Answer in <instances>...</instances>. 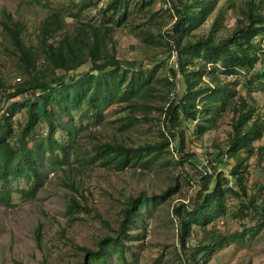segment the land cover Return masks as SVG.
Segmentation results:
<instances>
[{
  "label": "trees",
  "instance_id": "1",
  "mask_svg": "<svg viewBox=\"0 0 264 264\" xmlns=\"http://www.w3.org/2000/svg\"><path fill=\"white\" fill-rule=\"evenodd\" d=\"M69 1L74 9L49 7L48 0L26 1L47 10L34 43L24 41L22 20L7 10L0 13L1 34L16 62L15 81L0 78V181L23 179L29 188L21 193L34 198L43 185V167L121 171L145 168L170 154L179 166L187 162L199 172L194 195L172 209L178 251L188 264L205 263L227 242V236L207 227L224 216L229 195L240 200L239 212L259 217L239 235L254 236L264 227V112L252 95L257 87L264 91V8L259 1L162 0L156 10L153 0H104L105 23L81 20L78 3L83 0ZM229 11L234 14L231 27L225 23ZM123 29L139 40L135 57L119 52L116 33ZM113 107L120 115L110 122L118 124L120 135L155 124L159 139L133 145L104 139L97 128L109 124L106 111ZM228 116L226 138L210 153L187 148L188 140L217 130ZM68 188L66 212L74 215L82 210L78 198L83 193L73 181ZM178 191L175 177L159 194L127 196L112 235L98 238L94 249L78 247L81 264H106L112 252L120 264H129L126 245L138 239L132 231L142 212ZM195 227L202 237L188 245Z\"/></svg>",
  "mask_w": 264,
  "mask_h": 264
},
{
  "label": "rangeland",
  "instance_id": "2",
  "mask_svg": "<svg viewBox=\"0 0 264 264\" xmlns=\"http://www.w3.org/2000/svg\"><path fill=\"white\" fill-rule=\"evenodd\" d=\"M26 1L0 0V13L7 10L25 23L23 39L28 44L34 43L36 27L47 10L35 5L27 6ZM258 1L264 8V0ZM103 2L104 0L99 3L97 0H83L78 3L81 9L78 17L83 21L107 22L108 17L100 12ZM223 2L225 0H221L220 4H224ZM162 3V0H153V8L157 10ZM47 5L75 8L69 0H48ZM233 15L231 11L226 14L225 23L229 27L233 26ZM68 20L74 21L70 18ZM116 40L122 55H137L134 48L139 47V40L129 30H119ZM171 60L173 62L174 57ZM15 68L11 47L0 30V78L6 83H13L16 79ZM252 95L258 108L264 112V91L257 87ZM119 115L118 107L106 111L105 121L109 124L97 128L104 139L117 138L131 145L159 139L155 124H140L120 135L117 131L118 124L110 122ZM18 117L20 115L16 116ZM79 120L83 124H94L93 119L76 118L77 122ZM229 129L228 116L217 130L210 131L201 138H193V142L188 140L187 148L193 146L197 152L210 153L214 143L224 141ZM60 134L58 131L57 136ZM170 149L172 150L171 147ZM175 158L164 154L158 160L147 163L145 168L129 167L121 171L94 166L75 172H52L43 167L40 175L43 185L34 198H27L21 193L29 188L23 179L0 181V264H81L82 254L78 247L94 249L98 238L112 235L127 196L159 194L167 185L174 183L175 177L180 191L164 202L154 200L148 211L142 212L138 229L132 231L133 235H138V239L126 245L125 259L129 264H188L178 251L176 218L172 209L181 202L186 203L194 195L199 172L187 162H182L183 167L179 166ZM253 161L254 158H251L250 162ZM229 162L233 163L231 160ZM253 178L254 174L250 176L249 183ZM257 179L261 180V177ZM72 181L83 193V198H78L82 210L68 215L67 199L72 194L68 183ZM239 202L234 195L226 197L224 216L207 227L227 236V242L219 246L210 257H206L203 264H264V227L254 236L248 233L240 238L241 231L257 224L259 217L249 210L246 213L239 212ZM201 237V231L195 227L188 245ZM106 264H120L116 252H112Z\"/></svg>",
  "mask_w": 264,
  "mask_h": 264
},
{
  "label": "water",
  "instance_id": "3",
  "mask_svg": "<svg viewBox=\"0 0 264 264\" xmlns=\"http://www.w3.org/2000/svg\"><path fill=\"white\" fill-rule=\"evenodd\" d=\"M174 61L177 63V57L176 56H174ZM177 85H178V80H177ZM178 91H179V88H178L177 92Z\"/></svg>",
  "mask_w": 264,
  "mask_h": 264
}]
</instances>
